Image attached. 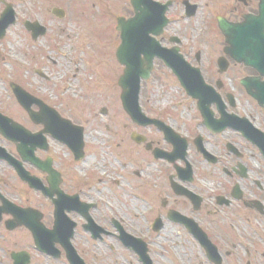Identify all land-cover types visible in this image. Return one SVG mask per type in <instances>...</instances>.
Here are the masks:
<instances>
[{"label": "rangeland", "instance_id": "rangeland-1", "mask_svg": "<svg viewBox=\"0 0 264 264\" xmlns=\"http://www.w3.org/2000/svg\"><path fill=\"white\" fill-rule=\"evenodd\" d=\"M114 3L115 1L104 2L105 5ZM21 13L24 15L27 11ZM131 16L132 11H129V8L127 11L123 6L110 11H96L95 9L92 11H71V15L64 21L48 16L47 18L53 19V22L50 23V33L47 39L39 41L38 48H35L36 51L33 50V42L27 41L18 44V36L21 33L20 25L11 30L8 42L4 45V51L9 56L14 54L21 59V46L27 43L30 52L27 55L24 54L26 56L24 65L27 69L23 68L22 70L13 60L4 61L5 65L2 66L4 74L0 75V104H2L0 110L9 115L13 114V117L15 115L20 124L32 130L26 116L12 101V95L1 88V84L7 88L12 80L17 79L34 95L44 99L64 118L70 120L74 125L83 127L85 162L73 166L70 163L69 151L65 147L53 144L51 156L55 159L56 167L65 172L66 178L72 185L90 191L89 195L92 199L94 198L100 205H103V209L98 210L99 217L103 219L108 217L124 218L126 225L142 228L145 225L144 216L147 205L143 200H136L132 194L136 192L137 195L147 199L153 205L160 200V197L166 198L169 187L168 176L173 173V166L165 162H156L153 165L145 166V164H151L152 159L148 154L146 155L143 147L134 143L129 137L132 133L137 132L161 149H167L166 143L159 138V134L155 130L134 125L122 108L120 100L122 91L118 86V81L122 76L123 68L120 66L121 70H119L115 60V48L119 44V34L116 28L119 17L129 18ZM28 17L33 20L37 18L30 13H28ZM24 18L27 17L22 19ZM37 19L41 21L42 16ZM187 24L194 26V23ZM61 28H65L66 34L80 32L93 35V37H87L86 40L76 42L73 38L71 40L72 46L76 44L77 50L76 56L72 60L75 65L78 63L82 73L76 69L74 64L66 60L61 61L56 52L54 42L59 43V39L63 37ZM9 46L13 47V51H10ZM36 52V57L29 59L28 55ZM42 56L45 57L41 58ZM33 67L40 69L46 78L42 79L37 74H32ZM37 68L33 69L34 72ZM246 74L251 73L232 68L229 74L223 78V82L227 89L229 86L231 90L242 93L241 107L246 108L247 106L252 113L254 110L261 112L257 104L241 89L240 81ZM67 84H73L72 90L65 91L64 87ZM186 98L179 83L162 71L159 79L144 86L141 103L146 113L148 112L159 119L165 118L162 114L168 113L172 115V120L181 126L183 121L193 118L194 106L192 107ZM181 102L183 103L179 109H174L173 103ZM183 108L184 114L182 115L178 112ZM103 109L106 111L105 114ZM260 124H263V115ZM209 144L211 152L216 156L221 154L224 156V138L211 139ZM216 145H219L220 148H217ZM192 156L193 160L197 161L198 157L195 151H192ZM193 160L191 159L192 163L200 168L197 185L210 199L211 204L216 194L224 193L226 182L218 172L215 176L209 175L211 169L216 168L207 170L201 162L194 163ZM118 161L125 165L119 166ZM133 169L141 172L140 177L133 172ZM102 171L108 172V176L112 179L115 178L116 185L108 179L102 181ZM165 175L166 178L163 179ZM118 182H121L119 186ZM14 188L21 189L20 186H14ZM108 201L111 203V208L106 206ZM209 207L207 210H211ZM238 216L239 210L235 207L229 212L224 211V217L216 216V222L207 221L217 227L214 230L217 234L212 233L217 242L233 243L237 240L230 225H234L238 231H242L243 225ZM78 240L81 242L84 257L89 264H140L135 256L126 251L115 237H108L105 246L99 245L100 243L88 242L87 236L82 233ZM151 244L154 264H205V259L193 240L185 236L179 228H168L160 239H152ZM108 245L114 247L116 255L110 254ZM166 253L171 254V259Z\"/></svg>", "mask_w": 264, "mask_h": 264}, {"label": "flooded vegetation", "instance_id": "flooded-vegetation-1", "mask_svg": "<svg viewBox=\"0 0 264 264\" xmlns=\"http://www.w3.org/2000/svg\"><path fill=\"white\" fill-rule=\"evenodd\" d=\"M113 1H115L113 5L104 4V2ZM153 2L160 4L161 6H167V3L170 2L166 10L169 24L163 31V34L157 39L160 45L166 50H179V53L192 67L200 68L204 78L207 79L209 84L214 87L217 92L223 97L226 110L230 111L229 113L237 111L239 108H241L240 99L243 97L242 93H235V95H233L231 92H229L225 83L223 82V78L229 74L232 68L242 70L246 69L243 68V66L236 64L228 56L225 55L226 44L223 34L219 30L218 20L221 18L229 23H241L246 16L258 14V12L260 11L259 5L261 3V0H153ZM126 5L128 6L129 11H132L131 17H133V11H136L135 0H0V20L2 19L6 11H12L13 15H15V26L17 24L21 26V33L18 36V44L27 41L30 43L33 42V50L36 51L35 48H38L37 44L39 43V41L41 39H47V36L50 33V23L53 22V19L47 18L48 16H52L59 21H64L71 15V11H92L94 9L96 11H110L121 6H123L128 11ZM148 7L149 5L146 4V2H143L139 6V11L148 10ZM187 9L188 11H197L194 19L197 18V20H202L203 16L206 19L208 18V26L205 28L185 26L184 21L190 20L185 19L182 16V13L184 11H187ZM23 11H27V13L23 15L21 13ZM200 11L203 12H201L199 15ZM28 13L33 14L34 17L37 18L39 16H42V22L37 18L33 20V18L28 17ZM23 17L27 18L22 19ZM10 19L13 18H9L8 20ZM27 23H30L32 29L29 30L27 28ZM3 24L4 23L1 21L0 63L6 61V51H4V45L7 44L9 31L13 28H9L7 33L4 34V32V35H2L1 28L3 27ZM39 25H42L45 28V31H40V29H38ZM61 32L63 33V37L59 39V43H57L56 41L54 42V47L59 56H61V53L58 50L59 46H67V51H74V48L71 46L70 41L71 35L66 34L65 28H61ZM21 50V58L26 60V56L24 54L27 55L29 53L28 44H23L21 46ZM36 54L37 52L29 54V59H34L36 57ZM44 57L45 56H42L41 58ZM220 61L223 64L228 65L229 70L226 74H221L220 72ZM162 68L165 70L167 75H171L170 71L167 72L166 66L156 60L152 76L157 73H161ZM3 74L4 72L0 69V75ZM247 75L248 74H246L245 76L247 77ZM1 105L2 104H0V107ZM192 105L194 106L196 111L197 105L194 101H192ZM246 108H244V111L248 112H245L246 117L253 123L256 122L257 125L255 123L254 124L261 129V113L264 110H261V112H256L254 110L252 113L247 106ZM213 109L214 111H216V108ZM0 113L6 116V113L1 110ZM175 125H177L176 131L182 136L186 137L189 144L200 136V129H202V132L206 135V137L210 138L220 136L225 140H228L231 135V143L227 142L224 145V147L226 148V152L224 153L223 158L221 159L218 157L217 164L213 166L216 169H211L209 175L215 176L216 172H218V174H221L223 176L226 182L224 194L227 196L226 199L231 200L232 202H230L229 205L221 208L230 209L234 206L235 203L239 206L240 209H238V217L241 219V223L243 225L241 237L239 241L236 240L233 243H224L222 241L224 245L218 246L216 244V241L213 238V234H217V232L214 231L217 227L212 226L210 223H207V221L209 220L216 222V214L212 213L210 210H207L204 194L197 191L198 187L196 186V174L195 179L192 181V183H185V185L195 193L203 197V200L197 207L187 199L175 196L174 193L170 190V199L161 200L156 206V210L151 213L150 218H153L154 221H156L157 218L166 220L168 219L169 213L173 211L179 212L184 216L194 220L205 232L209 240L214 243L218 250L220 248L223 251V254H221V256L223 257V264H264L263 155L259 153L258 150L249 142H247L243 137L233 131L228 130L227 132L219 136L212 135L203 128L201 120L196 119L194 116L192 119L183 121L181 126H179L177 122L175 123ZM194 128H196V130ZM5 144H7V142L0 135V147L4 146ZM229 144L233 145L234 148H230V150H228L227 147ZM205 145L208 148L209 144L208 142H206V139ZM50 147L51 144H49V147H47V152L50 150ZM216 147L220 148L219 145H216ZM3 148H5L7 151L8 149H10V153L12 154V156L16 160L21 161L19 156L15 154L17 152V146L11 144L10 146H6ZM36 155H38L39 159H41L42 161L48 159L47 156H44L45 153L42 151H37ZM198 157L204 163H206L200 155H198ZM0 165H6V167L9 168L4 162H0ZM24 166L32 176L38 178L46 187L50 188L46 175L42 174L39 170H37L30 164H24ZM6 171L7 170L0 169V195L5 197L6 199H10V197H18L20 195V191L14 189V186H20L23 190H26L27 186L20 183L18 181L19 179L13 172H7V177L4 178V172ZM59 172L60 177L55 178L52 181L53 188H50V190L61 191L65 194V196L77 195L79 197V200L82 203H85L86 195L84 194L82 189L72 185L69 179L66 178L64 171L60 170ZM17 181L19 182V184H16ZM177 182L181 183L178 180ZM74 188H77L78 192L72 193L71 190H73ZM234 195L240 196L241 200H233ZM39 198L41 199V202H32L33 205L31 206L32 208L37 210V212H40V219H36V223L32 224V227L42 232H53L55 229L54 207L49 200L44 199L40 194ZM55 198H58V196L55 195ZM19 205L22 206L21 204ZM95 212L97 213V211L91 210L89 213L95 224L99 226L98 223H106L103 218L95 215ZM65 215L69 218L70 221L74 222L75 224L73 235L71 236L70 222H68L66 219H63L64 223L58 227V233L55 237H51V243L46 246V250L42 251V253L37 250L38 246L34 241V237L31 231L24 226H18L15 223H11V216H5L0 223V264H25V256L28 257L27 260H29V264H70L67 256V248L65 247V239H67L68 237H70V243L78 256L86 263L82 245L78 238L81 233H88L86 228L87 221L85 222V217L83 216V214L73 212L69 213L68 211H65ZM148 221L150 222V220ZM169 225L173 224L167 221L165 222L164 226ZM176 226L180 227L185 233L190 235L189 232H187L182 226ZM113 227L115 229L114 225ZM143 228L146 229L141 230L140 228H138L134 232L129 233L141 238L147 235L150 236L151 232L149 228ZM59 233L64 234L62 236H58ZM161 234L162 232L158 233V235ZM111 236L116 238L115 234L109 231L105 235V237ZM47 241L48 239H44L41 242V245L44 246ZM245 244H249L250 246H252L253 251H245L242 254V258L239 260V262L233 263L232 253L228 249H235L237 246H245Z\"/></svg>", "mask_w": 264, "mask_h": 264}, {"label": "water", "instance_id": "water-1", "mask_svg": "<svg viewBox=\"0 0 264 264\" xmlns=\"http://www.w3.org/2000/svg\"><path fill=\"white\" fill-rule=\"evenodd\" d=\"M220 27L226 35L227 42L230 45V48L227 49V53L239 63H244L246 66L257 70L261 74V77H264V11L261 12L260 17L249 18L242 25L234 26L221 23ZM120 29L123 32V47H127L129 26L128 24L123 25L121 20ZM124 62L129 66V72L121 81V86L123 84L129 85L130 93L128 98H123V101L126 105L125 108H127L129 113L133 115L137 110L139 79L134 78V70H130V63L128 61ZM184 80L186 79L184 78ZM184 80L181 79L185 88H190L188 85H185ZM242 84L246 88L248 94L251 95L259 103V105L264 107V82H261V78L246 79L242 82ZM229 119L234 121V123L228 122L231 124L230 126L243 134L246 132L250 138H253L251 131H245V128L241 123L243 120L233 116L229 117ZM78 133L81 134V130H79ZM58 136L62 138V141L67 142L70 146H73L74 140L71 136H62L60 132L58 133ZM79 137H81V135ZM76 140V142H78L76 150H79L82 148L81 140L79 139L78 141L77 137ZM254 143L258 144V141L254 140Z\"/></svg>", "mask_w": 264, "mask_h": 264}, {"label": "bare ground", "instance_id": "bare-ground-1", "mask_svg": "<svg viewBox=\"0 0 264 264\" xmlns=\"http://www.w3.org/2000/svg\"><path fill=\"white\" fill-rule=\"evenodd\" d=\"M58 49H59V52L61 53V55H66V53H67V46H59L58 47ZM73 84H71L70 86H72ZM65 91H66V89H65ZM135 204V203H134Z\"/></svg>", "mask_w": 264, "mask_h": 264}]
</instances>
